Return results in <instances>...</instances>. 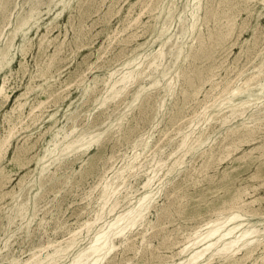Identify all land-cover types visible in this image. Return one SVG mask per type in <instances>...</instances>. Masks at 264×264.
I'll list each match as a JSON object with an SVG mask.
<instances>
[{
	"label": "rangeland",
	"instance_id": "374dc122",
	"mask_svg": "<svg viewBox=\"0 0 264 264\" xmlns=\"http://www.w3.org/2000/svg\"><path fill=\"white\" fill-rule=\"evenodd\" d=\"M0 32V264H69L150 189L145 222L87 264H179L192 234L233 209L250 242L219 254L220 240L191 264H264V0H0ZM107 181L117 194L88 229Z\"/></svg>",
	"mask_w": 264,
	"mask_h": 264
},
{
	"label": "bare ground",
	"instance_id": "6f19581e",
	"mask_svg": "<svg viewBox=\"0 0 264 264\" xmlns=\"http://www.w3.org/2000/svg\"><path fill=\"white\" fill-rule=\"evenodd\" d=\"M9 1V0H8ZM35 2H36V0H35ZM71 2V1H70ZM149 2V1H148ZM151 2V1H150ZM162 2V1H161ZM196 2V1H195ZM200 2V1H199ZM32 3H34V2H32ZM63 3V2H62ZM196 3H198V2H196ZM36 5H38L37 3H35ZM161 4V3H160ZM188 4V3H187ZM186 4V5H187ZM4 6V5H3ZM6 6V5H5ZM34 6V5H33ZM147 6V5H146ZM159 6H161V5H159ZM189 6V5H188ZM201 6V5H200ZM36 7V6H35ZM6 8V7H5ZM163 8V7H162ZM171 8V7H170ZM34 9V8H33ZM36 9V8H35ZM172 9V8H171ZM189 9V8H188ZM4 10V9H3ZM162 10H164V9H162ZM28 11V10H27ZM198 11V10H197ZM29 12H31V10H29L28 11V13ZM142 12V11H141ZM141 12H140V14H141ZM168 12H170V11H168ZM27 13V12H26ZM191 13V12H190ZM209 13V12H208ZM139 14V13H138ZM24 15V14H23ZM33 15V14H32ZM172 15V14H171ZM193 15H195V14H193ZM198 15V14H197ZM192 16V15H191ZM199 16H200V14H199ZM25 17V16H24ZM139 17V16H138ZM141 17V16H140ZM29 18H30V16H29ZM136 18V17H135ZM199 18V17H198ZM201 18V17H200ZM31 19H32V17H31ZM193 19V18H192ZM195 19V18H194ZM200 20V19H199ZM131 21V20H130ZM139 21V20H138ZM23 22V21H22ZM22 22H20V23H22ZM199 22V21H198ZM19 23V24H20ZM131 23V22H130ZM139 23V22H138ZM191 23V22H190ZM135 24V23H134ZM168 24H166V26H167ZM196 25H197V23H196ZM20 26V25H19ZM18 26V27H19ZM166 26H165V28H166ZM170 26V25H169ZM168 26V27H169ZM125 28H127V27H125ZM170 28V27H169ZM17 29V28H16ZM16 29H15V31H16ZM188 30H189V28H188ZM230 30V29H229ZM218 31V30H217ZM232 31V30H231ZM12 32V31H11ZM11 32L9 33V34H11ZM193 32V31H192ZM228 32H230V31H228ZM0 33H2V32H0ZM163 33V32H162ZM161 33V34H162ZM166 33V32H165ZM212 33H213V31H212ZM164 34V33H163ZM221 34V33H220ZM225 34V33H224ZM224 34H223V36H224ZM228 34V33H227ZM129 35V34H128ZM134 35V34H133ZM132 35V36H133ZM211 35V34H210ZM113 36H115V35H113ZM228 36V35H227ZM204 37V36H203ZM222 37V36H221ZM220 37V38H221ZM13 38V37H12ZM219 38V37H218ZM123 39V38H122ZM10 40H12V39H10ZM120 40V39H119ZM127 40V39H126ZM218 40V39H217ZM221 43V42H220ZM180 46H181V44H180ZM183 47V46H182ZM182 47H181V49H182ZM55 48V47H54ZM184 49V48H183ZM182 49V50H183ZM162 50V49H161ZM178 50V49H177ZM177 52V51H176ZM178 52H180V51H178ZM183 52V51H182ZM203 52V51H202ZM201 52V53H202ZM204 52H206V51H204ZM201 53H199V54H201ZM160 54H161V52H159V55H157V56H160ZM203 54H205V53H203ZM179 55V53H177V56ZM195 55V54H194ZM202 55V54H201ZM156 56V57H157ZM198 56V55H197ZM163 57V56H162ZM5 58H6V54L5 53H0V67L3 65V63H4V61H5ZM153 58V57H152ZM154 59H155V57H154ZM136 60V59H135ZM175 62V61H174ZM177 62V61H176ZM50 63V62H49ZM128 63H130V62H128ZM154 63V62H153ZM148 65L149 64H147V67H148ZM264 65V64H263ZM49 67V66H48ZM136 67V66H135ZM140 68V67H139ZM142 68V67H141ZM48 70H50V69H48ZM14 71V70H13ZM189 72V71H188ZM259 72V71H258ZM258 72H256V73H258ZM48 73V72H47ZM43 74V73H42ZM138 74H139V71L137 70V68L136 69H130V70H127L126 72H124L118 79H116V81L112 84V89H113V91H112V93H113V95H117L118 93H120L127 85H128V83L130 82V81H132V80H134L137 76H138ZM142 74V73H141ZM254 74V73H253ZM259 74V73H258ZM163 75H165V74H163ZM185 75V74H184ZM43 76H45V74L43 75ZM179 76V75H178ZM251 76V75H250ZM250 76H249V78H250ZM253 76V75H252ZM254 76H257V74H254ZM259 76V75H258ZM142 77V76H141ZM8 78V77H7ZM49 78V77H48ZM137 79V78H136ZM141 79V78H140ZM254 79V78H253ZM6 80V79H5ZM10 80V79H9ZM8 80V81H9ZM157 80H158V78H157ZM156 80V81H157ZM186 80H187V77H186ZM144 81V80H143ZM134 82V81H133ZM174 82V81H173ZM172 82V83H173ZM190 82V81H189ZM167 83V82H166ZM171 83V82H170ZM175 83V82H174ZM191 83V82H190ZM7 84V83H6ZM118 84H120V87H116ZM158 84H160L159 82H158ZM248 84V83H247ZM32 86H34V85H32ZM119 86V85H118ZM155 87H156V85H154ZM158 86V85H157ZM171 86H173L172 84H171ZM228 86V85H227ZM240 86V85H239ZM35 87V86H34ZM127 88V87H126ZM166 88V87H165ZM225 88H227L226 87V85H225ZM232 88V87H231ZM230 88V89H231ZM32 89V88H31ZM170 89H171V87H170ZM169 89V90H170ZM234 88H232V90H233ZM240 89V88H239ZM5 90V88H4V85L2 84V85H0V92L1 93H3V91ZM147 90H148V88H147ZM167 90V89H166ZM173 90H174V88H173ZM224 90V89H223ZM222 90V91H223ZM227 90V89H226ZM229 90V89H228ZM231 90V91H232ZM222 91H220V92H222ZM234 91V90H233ZM219 92V93H220ZM225 92V91H224ZM223 92V93H224ZM25 93V92H24ZM58 93V92H57ZM218 93V94H219ZM226 93V92H225ZM238 93H240V92H238ZM7 94H8V92H7ZM6 94V96H8ZM51 94V93H50ZM60 94V93H59ZM121 94V93H120ZM119 94V95H120ZM222 94V93H221ZM220 94V95H221ZM235 94V93H234ZM57 95V94H56ZM141 95V89H139L138 91H137V94H136V97L135 98H139V96ZM219 95V96H220ZM236 95V94H235ZM4 96V95H3ZM22 96V95H21ZM223 96V95H222ZM226 96V95H225ZM1 97V96H0ZM117 97V96H116ZM210 97V96H209ZM4 98V97H3ZM134 98V99H135ZM220 98V97H219ZM7 99V98H6ZM9 99V98H8ZM7 99V100H8ZM225 99H226V97H225ZM5 100V99H4ZM56 101V100H55ZM106 101V100H105ZM136 101V100H135ZM216 101V100H215ZM14 102V101H13ZM214 102V101H213ZM134 103V102H133ZM144 104V103H143ZM133 105V104H132ZM135 105V104H134ZM141 105V104H140ZM39 106V105H38ZM12 108V107H11ZM19 109H20V106H19ZM36 109V108H35ZM40 109V108H39ZM13 110H14V108H13ZM34 110V109H33ZM246 110V109H245ZM248 110V109H247ZM15 111V110H14ZM24 112V111H23ZM244 112V111H243ZM6 113V112H5ZM32 113V112H31ZM200 113V112H199ZM205 113V112H204ZM203 113V114H204ZM241 113V112H240ZM12 114H13V112H12ZM201 115V114H200ZM205 115V114H204ZM27 116V115H26ZM4 117V116H3ZM121 118H123V117H121ZM20 119V118H19ZM26 121V120H25ZM120 121V120H119ZM118 121V122H119ZM121 121H122V119H121ZM124 121V120H123ZM8 122H9V120H8ZM11 124H12V122H11ZM13 125V124H12ZM10 126V125H9ZM17 126V125H16ZM118 126V125H117ZM121 126V125H120ZM241 127H243V126H240V128ZM13 128H15V127H13ZM21 128V127H20ZM121 128V127H120ZM239 128V127H238ZM252 129V128H251ZM250 129V130H251ZM17 130V129H16ZM8 131V130H7ZM15 131V130H14ZM229 131L231 132V129H229ZM235 132H237L236 130H234ZM70 132V131H69ZM101 132H102V130H101ZM251 132V131H250ZM11 134H12V132H10ZM84 133V132H83ZM233 133V132H232ZM239 133V132H238ZM247 133V132H246ZM4 134V133H3ZM72 134V133H71ZM81 134V133H80ZM88 134V133H87ZM90 134V133H89ZM94 134V133H93ZM15 135V134H14ZM62 136V135H61ZM142 136V135H141ZM140 136V137H141ZM187 136V135H186ZM10 137V136H9ZM68 137V136H67ZM91 139H88V140H86V141H84L86 138H85V136H81V137H78L77 139H74V140H71L65 147H64V151H67L68 149H71V148H74V146H75V144L77 143L78 144V142H81V144L80 145H84V144H91L92 143V141L93 140H95V141H98L99 140V138H100V134H96L95 133V135H91ZM184 137H185V135H184ZM183 137V138H184ZM247 137V136H246ZM11 138V137H10ZM66 138V137H65ZM139 138V137H138ZM200 138V137H199ZM204 138V137H203ZM244 138V137H243ZM2 140H3V138H1ZM6 139V138H5ZM9 139V138H8ZM59 139V138H58ZM140 139V138H139ZM145 139V138H144ZM144 139H143V141H144ZM185 139H187V138H185ZM205 139V138H204ZM1 140V141H2ZM185 142H183V143H186V140H184ZM201 141V140H200ZM203 141V140H202ZM201 141V142H202ZM55 142V141H54ZM61 142V141H60ZM11 143V142H10ZM9 143V144H10ZM96 143V142H95ZM138 143V142H137ZM142 143V142H141ZM6 144V143H5ZM55 144V143H54ZM93 144V143H92ZM97 144V143H96ZM182 144V143H181ZM198 144V143H197ZM89 145H87L88 147V149H89ZM187 145V144H186ZM16 146V145H15ZM134 146V145H133ZM137 146V145H136ZM140 146V145H139ZM194 146V145H193ZM54 147H55V145H54ZM192 147V146H191ZM51 148V147H50ZM55 148H57V147H55ZM77 148H79V147H77ZM138 148V147H137ZM195 148V147H194ZM196 148H197V146H196ZM3 149V148H2ZM7 149V148H6ZM5 149V150H6ZM5 150H3V151H5ZM50 150V149H49ZM1 151V150H0ZM15 151V150H14ZM47 151V150H46ZM50 151H52V150H50ZM53 151H55V150H53ZM190 152V151H189ZM46 153V152H45ZM54 153V152H53ZM71 153V152H70ZM61 154V153H60ZM53 155V154H52ZM134 155V154H133ZM138 155V154H137ZM140 155V154H139ZM2 157H3V155H1ZM58 157H59V155H58ZM136 157V156H135ZM183 157V156H182ZM55 159V158H54ZM59 159V158H58ZM133 159V158H132ZM177 160H178V158H176ZM1 160V159H0ZM42 160H44V159H42ZM179 160H180V158H179ZM178 160V161H179ZM185 160V159H184ZM183 160V161H184ZM59 161V160H58ZM126 161H128V160H126ZM135 161V160H134ZM138 161V160H137ZM59 162H61V161H59ZM58 162V163H59ZM130 162H131V160H130ZM141 162V161H140ZM177 162V161H176ZM133 163V162H132ZM182 163V162H181ZM136 164V163H135ZM183 164V163H182ZM47 165V164H46ZM124 165V164H123ZM140 165V164H139ZM138 165V166H139ZM159 165H160V163H159ZM128 166H130V163H128L125 167H123L121 170H119V172L117 173V175H115L116 177H124V174H123V171L124 170H126V168L128 167ZM135 166H137V165H135ZM136 168V167H135ZM135 168H133V169H135ZM139 168V167H138ZM129 169V168H128ZM169 169V168H168ZM176 170V169H175ZM174 170V171H175ZM116 171V170H115ZM133 171V170H132ZM135 171H136V169H135ZM55 172V171H54ZM130 172H131V170H130ZM168 172V171H167ZM167 172H166V175H167ZM125 173V172H124ZM135 173V172H134ZM173 173V172H172ZM49 175V174H48ZM134 175V174H133ZM225 175H227V174H225ZM43 176V175H42ZM115 177V178H116ZM224 178L226 177V176H223ZM48 178H49V176H48ZM110 178V177H109ZM109 178H107L108 180H109ZM153 176L152 175H148V177L145 179V181H144V183H143V186L144 187H148V186H150V184H151V182H152V180H153ZM157 178V177H156ZM50 179V178H49ZM119 179V178H118ZM223 179V178H222ZM51 180V179H50ZM124 180V179H123ZM125 181V180H124ZM114 182H115V180H114ZM102 183V182H101ZM124 183V182H123ZM122 183V184H123ZM44 184V183H43ZM113 182H112V184H111V182L110 181H107L106 183H105V185L103 186V191L102 190H100V191H102V193H100V194H102V196H103V198H104V203H103V205L101 206L102 208H101V211H99L98 212V210H97V214H96V216L95 217H93L94 219H93V221H89V222H87L86 223V228H88V229H90L91 227H92V225L94 224L95 225V222H97L98 220H100V219H102V218H104L103 217V209H104V207H105V204L107 203V201H108V199L111 197V198H113L114 197V194L117 192V190H118V188H116L114 185V187L115 188H112L113 186ZM118 186V185H117ZM122 186V185H121ZM123 187V186H122ZM121 187V188H122ZM102 188V187H101ZM121 188H120V191H121ZM131 188V187H130ZM127 189V188H126ZM125 189V190H126ZM125 190H123V191H125ZM128 190V189H127ZM238 191V189L236 190V192ZM119 192V191H118ZM241 192V191H240ZM120 193V192H119ZM157 193V191H155L154 192V190L153 189H150V190H147L145 193H144V195H142V197H140V198H138V200L136 201V203L134 204V205H132L131 207H129V208H127V209H125V210H122V211H120V212H118V213H116L110 220H107L106 222H104V223H102L101 224V226H99V228L97 229V231H96V233L94 234V236H93V238L91 239V242L87 245V246H85V247H83L80 251H78L76 254H75V256L73 257V259L71 260V262L69 263V264H87L88 262L89 263H93V262H100V261H102L103 259H105L107 256H108V254L117 246V244L115 243V238H119L120 237V241L122 240V241H124L125 240V236H127L126 235V233L128 234V232L137 224V223H141L142 221H144L145 222V220H144V218H145V215H146V210L150 207L149 206V204H150V201L152 200V198L153 197H155L154 195ZM7 195H8V193H6ZM39 194V193H38ZM117 194V193H116ZM126 194H127V192H126ZM4 195V194H3ZM237 195V194H236ZM241 195V194H240ZM113 196V197H112ZM127 196V195H126ZM235 196V195H234ZM41 197V196H40ZM100 197L101 196H99V199H100ZM117 197V196H116ZM119 197V196H118ZM122 197V196H121ZM238 197V196H237ZM98 198V197H97ZM96 198V199H97ZM120 198V197H119ZM123 198L124 197H122V200H123ZM126 198V197H125ZM232 198V197H231ZM230 198V199H231ZM40 199V198H39ZM233 199V198H232ZM235 199V198H234ZM224 200H226V199H224ZM39 201V200H38ZM101 201V200H100ZM114 201V200H113ZM118 201H120V200H118ZM212 201V200H211ZM233 201V200H232ZM110 202H111V199H110ZM110 202H108V203H110ZM152 202V201H151ZM210 202V201H209ZM208 202V203H209ZM227 202V201H226ZM22 203V202H21ZM21 203H20V205H21ZM35 203V202H34ZM112 203V202H111ZM23 204V203H22ZM25 204V203H24ZM23 204V205H24ZM165 204H167V203H165ZM230 204H231V202H230ZM22 205V206H23ZM28 205H30V204H28ZM242 205V204H241ZM18 206V205H17ZM27 206V205H26ZM25 206V207H26ZM227 206H228V204H227ZM232 206V205H231ZM230 206V207H231ZM234 206V205H233ZM235 206H240V204H239V202H238V205H235ZM24 207V208H25ZM115 207H116V201L115 202H113L112 203V205H111V208H110V210L109 211H113L114 209H115ZM214 207V206H213ZM216 207V206H215ZM225 207V206H224ZM245 207V206H244ZM219 209H221V207H218ZM228 208V207H227ZM233 208V207H232ZM20 209V208H19ZM23 209V208H22ZM27 209V208H26ZM34 209V208H33ZM222 209H226V208H222ZM245 209V208H244ZM227 210V209H226ZM228 210H230L231 211V209H229L228 208ZM34 211V210H33ZM105 211H106V209H105ZM219 211V210H218ZM240 211L241 210H235V209H233V211H231L228 215H226V216H224V217H217L216 219H210V221L209 222H207V225H205V226H207L206 227V230L205 231H199V230H196L193 234H192V238L180 249V254H185L187 257H186V259H183L184 261L183 262H179V264H191V263H193V262H197V260H199L200 258H202V256H204L205 255V253L208 251V250H210L217 242H219L220 240H222V244L219 246V247H217V253H227V252H229V251H231L232 250V248L239 242V241H242L241 242V246H245V245H247L249 242H250V238H251V236H250V234L252 233V232H254L255 231V229H254V231L251 229V228H245V229H243V230H238L239 229V227H240V225L242 224V222L240 221V219H239V217L242 215L241 213H240ZM243 211V210H242ZM19 212V211H18ZM25 212H26V210H25ZM148 212V211H147ZM227 212H229V211H227ZM227 212H226V214H227ZM253 212V211H252ZM249 213V212H248ZM17 214V213H16ZM23 214V213H22ZM200 214V213H199ZM218 214V213H217ZM224 214V213H223ZM256 214V213H255ZM220 215H222V214H220ZM219 215V216H220ZM215 216H216V213H215ZM242 216H245V215H242ZM9 217V216H8ZM214 217V216H213ZM12 218V217H11ZM10 219V218H9ZM91 219V218H90ZM12 221V220H11ZM230 221H232V223L231 224H229L228 225V223L230 222ZM30 223V222H29ZM206 223V222H205ZM82 225V224H81ZM93 225V226H94ZM251 225V224H250ZM249 225V226H250ZM256 226V225H255ZM79 227V226H78ZM84 227V226H83ZM253 227V226H252ZM197 228H198V226H197ZM82 228L80 227V230H81ZM93 229V228H92ZM79 230V229H78ZM79 230V231H80ZM146 230V229H145ZM145 230H144V232H145ZM257 230V229H256ZM91 231V230H90ZM234 232H237V234L236 235H233V233ZM82 233V232H81ZM77 234V233H76ZM142 234V233H141ZM75 235V234H74ZM231 235H233V236H231ZM189 236V235H188ZM76 238V237H75ZM143 238V237H142ZM261 238V237H260ZM71 239V238H70ZM79 239V238H78ZM78 239H77V241H78ZM253 239V238H252ZM260 240H262V239H260ZM126 241V240H125ZM252 241V240H251ZM66 242V241H65ZM73 242H75L74 241V239H72V242L71 243H73ZM128 242V241H127ZM59 243V242H58ZM76 243V242H75ZM74 243V244H75ZM121 243V242H120ZM123 243H125V242H123ZM254 243V242H253ZM57 244V243H56ZM60 244V243H59ZM70 244V243H69ZM258 244V243H257ZM7 245V244H6ZM65 246L67 245V244H64ZM63 245V246H64ZM59 246V245H58ZM68 246H70V245H68ZM46 247V246H45ZM72 247V246H71ZM246 247V246H245ZM255 247H257V246H255ZM42 248V247H41ZM44 248V247H43ZM43 248H42V250H43ZM47 248V247H46ZM67 248V247H66ZM244 248V247H243ZM49 249V248H48ZM68 249V248H67ZM67 249H65L66 251H69V250H67ZM72 249V248H71ZM234 249V248H233ZM237 249V248H236ZM41 250V249H40ZM45 250V249H44ZM54 250V249H53ZM59 250V249H58ZM57 250V251H58ZM249 250V249H248ZM250 250H251V248H250ZM255 250H256V248H255ZM56 250H55V253L57 252ZM62 251H63V249H62ZM239 251V250H238ZM240 251H241V248H240ZM40 254H41V251H38ZM43 252V251H42ZM50 252V251H49ZM60 252V251H59ZM59 252H57L58 254H59ZM215 252V251H214ZM245 252V251H244ZM54 252H53V254H51V257H50V255H49V257L48 258H50V259H52L53 261H54V254H55ZM65 253V252H64ZM236 253V252H235ZM36 254V253H35ZM180 254L178 255V256H180ZM213 254V253H212ZM32 255V254H31ZM39 255V254H38ZM37 255V256H38ZM230 255V254H229ZM232 255V254H231ZM234 255V254H233ZM244 255V254H243ZM45 257H46V255H44ZM44 256H42V257H44ZM62 256V255H61ZM215 256V255H214ZM227 256V255H226ZM245 256V255H244ZM247 256H249V255H247ZM250 256H252L251 254H250ZM261 256V255H260ZM260 256H259V258H260ZM263 256V255H262ZM35 257V256H34ZM40 257V256H39ZM44 257V258H45ZM223 257V256H222ZM229 257V256H228ZM235 257V256H234ZM33 258V257H32ZM36 258V257H35ZM224 258H226V257H224ZM231 258H233V257H231ZM244 258V257H243ZM249 258V257H248ZM252 258V257H251ZM14 259V258H13ZM16 259V258H15ZM34 259V258H33ZM39 259H41V258H39ZM45 259H47V257L45 258ZM44 259V260H45ZM235 259V258H234ZM56 260V259H55ZM60 260V259H59ZM239 260V259H238ZM238 260L236 261V263H238ZM242 260V259H241ZM244 260V259H243ZM258 260V259H257ZM263 260V259H262ZM12 261V260H11ZM11 261H10V263H11ZM33 261V260H32ZM46 261V260H45ZM182 261V260H181ZM14 262V261H13ZM28 262V261H27ZM42 262H43V259H42ZM50 262V261H49ZM103 262V261H102ZM195 262V263H196ZM52 263V262H51ZM53 263H55V262H53ZM161 263V262H160ZM163 263V262H162ZM194 263V264H195ZM203 263V262H202ZM233 263V262H232ZM240 263H242V262H240ZM263 263H264V261H263ZM17 264H19V263H17ZM38 264H39V262H38ZM47 264H49V263H47ZM159 264V263H158ZM177 264V263H176ZM209 264V263H208Z\"/></svg>",
	"mask_w": 264,
	"mask_h": 264
}]
</instances>
